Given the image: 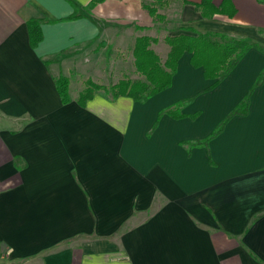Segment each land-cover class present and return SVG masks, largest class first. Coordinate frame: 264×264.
Wrapping results in <instances>:
<instances>
[{
  "label": "crops",
  "instance_id": "1",
  "mask_svg": "<svg viewBox=\"0 0 264 264\" xmlns=\"http://www.w3.org/2000/svg\"><path fill=\"white\" fill-rule=\"evenodd\" d=\"M90 2L0 0L2 264H264V82L248 114L233 117L208 147L189 153L181 145L206 137L243 100L264 69V51L251 48L208 91L215 80L187 54L171 87L148 101L96 93L82 107L73 73L108 76L100 61L78 63L82 48L97 42L95 55H106L111 39L135 42L137 27L154 19L142 0L88 10ZM232 3L233 17L211 19L183 0L169 4L180 10L171 35L191 34L183 27L196 31L205 19L264 49V2ZM30 19L41 20L36 48ZM60 74L70 79L67 104L55 84ZM197 93L183 109L200 111L197 119L162 114L153 127L162 109Z\"/></svg>",
  "mask_w": 264,
  "mask_h": 264
},
{
  "label": "trees",
  "instance_id": "2",
  "mask_svg": "<svg viewBox=\"0 0 264 264\" xmlns=\"http://www.w3.org/2000/svg\"><path fill=\"white\" fill-rule=\"evenodd\" d=\"M152 4H144V8L149 14L157 20H164L165 16L159 13L158 5H163L171 0H151ZM184 3L194 4L201 12L204 18L211 19L216 14H223L233 17L236 14V8L232 0H221L216 5L214 0H201L192 2L183 0ZM264 2V0H259ZM104 0H91L87 9L91 10ZM79 13H73L66 19H75ZM29 42L31 47L36 48L43 40L41 20L30 19L27 22ZM147 26H138L137 29L144 30ZM185 31H193V27H183ZM188 34L181 32L176 35H167L165 42L170 46L167 57L163 61L159 54L151 47L157 43L158 39L150 35L137 36L133 47L134 66L136 72L143 77L142 79L132 80L128 77L119 79L111 85L98 84L91 78L86 79L85 86L79 92L77 103L84 107L88 100L92 99L96 93H100L108 99H117L120 96H127L138 102H146L151 97L159 94L165 89L171 87L173 78L178 70L179 61L183 55H190V63L194 68H203L205 79L215 80V82L203 91L213 89L235 68L245 54L253 47L260 50L264 49L257 43L246 37L229 36L225 33L207 31L201 33ZM48 62V61H47ZM264 82V69L259 73L255 83L247 92L243 100L225 116L216 128L207 137L201 140L185 141L182 144L187 146L188 152L194 147H208L209 142L219 135L225 128L226 124L237 115H247L251 103V95L254 90ZM55 84L61 101L67 104L71 101L70 97V79L60 74L55 77ZM197 93L192 97L177 100L173 105L162 109L159 112L154 128L158 126L162 114H167L172 118L181 119L190 117L196 119L200 112L187 114L182 112L186 104L194 101L198 96Z\"/></svg>",
  "mask_w": 264,
  "mask_h": 264
},
{
  "label": "rangeland",
  "instance_id": "3",
  "mask_svg": "<svg viewBox=\"0 0 264 264\" xmlns=\"http://www.w3.org/2000/svg\"><path fill=\"white\" fill-rule=\"evenodd\" d=\"M177 1L178 0H171V1H168V3H166V4L157 6L159 13H161L162 15L165 16V19L163 21L157 20L154 18L153 23L150 24V26H148L146 29L141 30V31H138L135 29L136 32L139 34V36L140 35H150V36L156 37L158 39L157 43H153L151 47L155 50V52L157 54H159L160 58L163 61L167 57V53L170 49V46L165 42L164 39L167 35L172 34L170 31L172 29H174L175 26L177 25V23H178L177 19L179 16L178 12L180 11V10H176V12L171 11L175 7H173V6L171 7L169 4L175 3ZM142 3L151 5L152 1L151 0H142ZM147 15H148L147 17H150L148 13H147ZM147 17L145 15H142L141 13L138 14V17H137V18H139L138 22L146 24L148 21ZM207 21L208 20H205V19L195 21L194 26L196 27L197 30L195 32H193V31H191V32H193L194 34H197V33H201V32L214 31V30H219V29L222 30L221 28H224L222 25L218 26V25H215L211 22L208 23ZM123 34H125V33H123ZM125 39L123 42L122 38H120V41H121L120 44H119L118 38L117 39H115V38L111 39L113 41V43L110 45V52H108L106 55H104V54L95 55V49H96V47L98 48L97 42L96 43L95 42L89 43L82 48L81 54L77 58L78 63L80 62L83 65L85 64V65L89 66V65H91L90 63L96 62L95 64H98V62L100 61L102 63V65L106 64L108 67L107 79L99 80V79L92 77L91 79L94 82H96L98 84L111 85L113 83H116L119 79L124 78V77H128L132 80L143 78V77H141V75H139L136 72L135 66H134V56H133L134 41L131 37L130 38L127 37ZM72 79H73V82L75 83L74 85H72V88L74 90L78 91V90H80V88H83L85 86V81H86V79H88V76L84 72V70H77L73 73ZM207 80H209V79H207ZM185 98H189V97H185ZM180 99H183V98H180ZM192 102L186 104V106H188ZM174 103H172L171 105H173ZM171 105H169V106H171ZM186 106H184V108ZM182 112H183V110H182ZM195 112H200V111H195ZM195 112H192V113H195ZM230 112H228L225 116H227ZM192 113H187V114H192ZM192 120H195V119H192ZM216 126L214 127V129L216 128ZM213 130L211 132H213ZM199 140H201V139H199ZM187 141H192V140H187ZM193 141H195V139ZM183 142H185V141H183ZM183 142H181V145H183L182 144ZM183 146H185V145H183ZM1 260H2V257H0V264H2Z\"/></svg>",
  "mask_w": 264,
  "mask_h": 264
}]
</instances>
